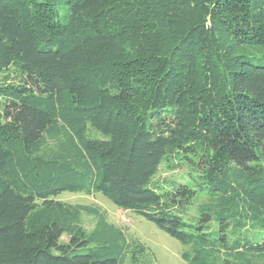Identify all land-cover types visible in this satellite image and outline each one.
I'll use <instances>...</instances> for the list:
<instances>
[{
  "label": "trees",
  "instance_id": "obj_1",
  "mask_svg": "<svg viewBox=\"0 0 264 264\" xmlns=\"http://www.w3.org/2000/svg\"><path fill=\"white\" fill-rule=\"evenodd\" d=\"M9 71L0 264H154L65 191L143 215L189 264H264V0H0ZM182 160L205 195L192 220L199 190L158 176Z\"/></svg>",
  "mask_w": 264,
  "mask_h": 264
},
{
  "label": "rangeland",
  "instance_id": "obj_2",
  "mask_svg": "<svg viewBox=\"0 0 264 264\" xmlns=\"http://www.w3.org/2000/svg\"><path fill=\"white\" fill-rule=\"evenodd\" d=\"M14 79L16 77L12 71L0 74V84L11 82ZM92 133L95 136L103 137L100 132L93 131ZM181 162V165L175 171H169L167 168L162 167L158 174L159 178L173 177L178 182L185 183L199 190L198 178L192 169H190L189 161L182 160ZM204 198V193L199 190L198 198L195 204L190 206L186 219L192 220L193 216L198 215L197 203ZM59 199L74 204H96L105 208L112 222L125 227L129 235L138 237L147 246L154 264H189L182 256V252L187 246L143 215L129 209L120 208L104 194L98 192L95 195H89L84 192L65 191L59 195ZM84 222L90 228L93 224V219L85 215ZM68 239V235L64 234L63 240L67 241Z\"/></svg>",
  "mask_w": 264,
  "mask_h": 264
}]
</instances>
